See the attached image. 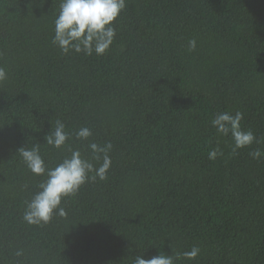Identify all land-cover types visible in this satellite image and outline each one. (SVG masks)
I'll list each match as a JSON object with an SVG mask.
<instances>
[{"label":"trees","instance_id":"trees-1","mask_svg":"<svg viewBox=\"0 0 264 264\" xmlns=\"http://www.w3.org/2000/svg\"><path fill=\"white\" fill-rule=\"evenodd\" d=\"M60 3L0 0V264H133L193 246L175 264H264V157L249 155L264 151V0H126L102 56L52 43ZM223 111L260 143L233 154L211 124ZM57 120L72 133L61 149L44 140ZM90 142H111L108 178L64 198L67 217L24 222L46 177L18 148L38 144L54 167L70 149L91 160Z\"/></svg>","mask_w":264,"mask_h":264},{"label":"clouds","instance_id":"clouds-1","mask_svg":"<svg viewBox=\"0 0 264 264\" xmlns=\"http://www.w3.org/2000/svg\"><path fill=\"white\" fill-rule=\"evenodd\" d=\"M126 7V0H61L60 11L54 20V36L52 43L56 45L63 54L71 52L82 53L85 56H102L112 45L116 36L115 21L122 10ZM190 51L195 50L196 41L190 40L188 44ZM7 78V71L0 66V81ZM243 113L237 111L235 115L228 111L216 114L211 120L216 133L222 136H231L233 141L232 153L251 144L260 143L251 130H243L241 121ZM66 125L57 120L55 127L45 135V142L57 149L63 148L72 133L65 130ZM75 139L84 141L92 136L88 127H81L74 133ZM111 142L103 145L90 142L88 148L91 150V160L82 156L79 149H70V155L65 156L61 162L54 167H49L40 154L38 144L30 148L21 146L18 153L27 169L37 176L46 177L38 185L32 198L25 203L23 221L29 225L41 226L48 224L54 215L67 217L65 208L61 207L64 198L75 196L81 186L88 180H106L108 170L111 167L112 150ZM223 151L217 145L208 152V158L215 160L222 156ZM254 159L264 157V151L255 149L249 153ZM95 161L96 163H93ZM94 173V175H90ZM27 187V186H25ZM200 249L193 246L190 251L172 255H155L149 259L143 255H137L133 264H175V259L181 256L187 259H195ZM22 255V251L15 253Z\"/></svg>","mask_w":264,"mask_h":264}]
</instances>
